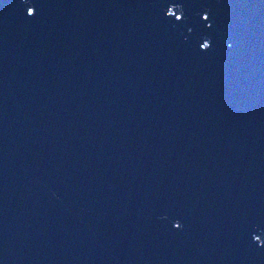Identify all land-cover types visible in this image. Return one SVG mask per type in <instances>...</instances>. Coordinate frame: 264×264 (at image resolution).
<instances>
[{
  "label": "water",
  "instance_id": "95a60500",
  "mask_svg": "<svg viewBox=\"0 0 264 264\" xmlns=\"http://www.w3.org/2000/svg\"><path fill=\"white\" fill-rule=\"evenodd\" d=\"M0 264H264V0H0Z\"/></svg>",
  "mask_w": 264,
  "mask_h": 264
}]
</instances>
